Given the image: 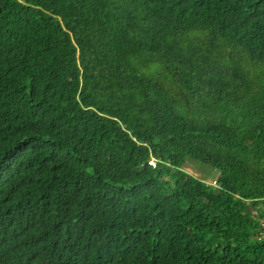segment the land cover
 <instances>
[{
	"label": "trees",
	"instance_id": "obj_1",
	"mask_svg": "<svg viewBox=\"0 0 264 264\" xmlns=\"http://www.w3.org/2000/svg\"><path fill=\"white\" fill-rule=\"evenodd\" d=\"M262 224L264 0H0V264H264Z\"/></svg>",
	"mask_w": 264,
	"mask_h": 264
},
{
	"label": "rangeland",
	"instance_id": "obj_2",
	"mask_svg": "<svg viewBox=\"0 0 264 264\" xmlns=\"http://www.w3.org/2000/svg\"><path fill=\"white\" fill-rule=\"evenodd\" d=\"M150 164L152 165L153 162ZM182 169L195 178L205 181L207 184L217 186L215 180L217 179L218 173L210 167L202 166L197 163H186Z\"/></svg>",
	"mask_w": 264,
	"mask_h": 264
},
{
	"label": "built area",
	"instance_id": "obj_3",
	"mask_svg": "<svg viewBox=\"0 0 264 264\" xmlns=\"http://www.w3.org/2000/svg\"><path fill=\"white\" fill-rule=\"evenodd\" d=\"M215 184H216V181H215ZM262 227L264 228V224H262ZM263 235H264V233H263Z\"/></svg>",
	"mask_w": 264,
	"mask_h": 264
},
{
	"label": "clouds",
	"instance_id": "obj_4",
	"mask_svg": "<svg viewBox=\"0 0 264 264\" xmlns=\"http://www.w3.org/2000/svg\"><path fill=\"white\" fill-rule=\"evenodd\" d=\"M208 185H210V184H208Z\"/></svg>",
	"mask_w": 264,
	"mask_h": 264
},
{
	"label": "water",
	"instance_id": "obj_5",
	"mask_svg": "<svg viewBox=\"0 0 264 264\" xmlns=\"http://www.w3.org/2000/svg\"><path fill=\"white\" fill-rule=\"evenodd\" d=\"M254 214H255V212H254Z\"/></svg>",
	"mask_w": 264,
	"mask_h": 264
}]
</instances>
